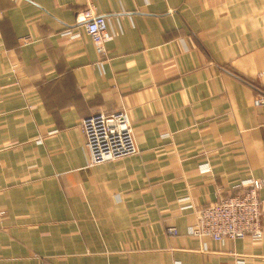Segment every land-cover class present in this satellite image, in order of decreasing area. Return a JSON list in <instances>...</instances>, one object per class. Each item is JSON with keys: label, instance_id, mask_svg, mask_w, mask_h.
I'll return each mask as SVG.
<instances>
[{"label": "crops", "instance_id": "obj_1", "mask_svg": "<svg viewBox=\"0 0 264 264\" xmlns=\"http://www.w3.org/2000/svg\"><path fill=\"white\" fill-rule=\"evenodd\" d=\"M258 92L264 0H0V264H264V235L187 234L264 177ZM120 109L137 152L88 164L81 120Z\"/></svg>", "mask_w": 264, "mask_h": 264}, {"label": "built area", "instance_id": "obj_2", "mask_svg": "<svg viewBox=\"0 0 264 264\" xmlns=\"http://www.w3.org/2000/svg\"><path fill=\"white\" fill-rule=\"evenodd\" d=\"M76 23H81L95 44L96 51L103 54L104 44L111 38L106 17L86 7L77 12ZM62 36H73L65 28ZM256 106H264V93L258 92L253 98ZM80 127L84 146L88 152V164L94 165L135 154L138 150L126 110L111 113H94L85 116ZM207 169V167L203 168ZM243 189L197 208L195 220L187 227V234L196 237H210L217 242L264 235L263 178H249L241 182ZM4 214L0 210V215ZM169 232H175L173 227Z\"/></svg>", "mask_w": 264, "mask_h": 264}, {"label": "rangeland", "instance_id": "obj_3", "mask_svg": "<svg viewBox=\"0 0 264 264\" xmlns=\"http://www.w3.org/2000/svg\"><path fill=\"white\" fill-rule=\"evenodd\" d=\"M120 110H122V109H120ZM125 110V109H124ZM130 127H131V122H130ZM80 129H81V127H80ZM82 131V130H81ZM4 211V210H3ZM3 215V214H2Z\"/></svg>", "mask_w": 264, "mask_h": 264}]
</instances>
